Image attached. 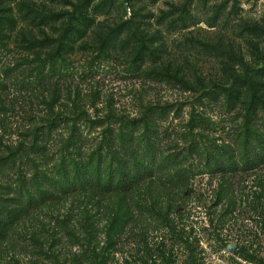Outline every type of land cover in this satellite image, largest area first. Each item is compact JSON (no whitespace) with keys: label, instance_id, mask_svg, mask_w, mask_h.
<instances>
[{"label":"rangeland","instance_id":"rangeland-1","mask_svg":"<svg viewBox=\"0 0 264 264\" xmlns=\"http://www.w3.org/2000/svg\"><path fill=\"white\" fill-rule=\"evenodd\" d=\"M261 138L264 0H0V161L17 162L0 190L23 176L51 200L0 264H264V167L206 165ZM119 152L157 158L156 176L127 197L63 193Z\"/></svg>","mask_w":264,"mask_h":264},{"label":"trees","instance_id":"trees-1","mask_svg":"<svg viewBox=\"0 0 264 264\" xmlns=\"http://www.w3.org/2000/svg\"><path fill=\"white\" fill-rule=\"evenodd\" d=\"M148 77L161 81L156 75ZM163 114L166 115V112H163ZM56 124L57 122H53L46 127L49 133L57 127ZM199 125L205 131L210 129L209 124L206 122H201ZM127 128L131 134L139 131L132 125L127 126ZM48 138V134L41 136L38 140V147L34 149L35 153H43V145ZM152 144L155 146V143ZM155 159L157 158H153L148 162L144 160L137 161L134 157L125 156L119 152L117 159L110 163L108 171L101 177L97 176V172L92 173V176H90L87 172L81 171L79 175L66 178L63 193L76 195L86 190L89 195L105 198L130 196L140 185L156 176L157 163ZM2 160L0 161V168L15 169L17 163L15 159ZM206 165L214 176H238L257 171L264 167V138L255 141L249 140L242 152L213 153L206 158ZM20 167L21 164H19L18 169L21 172ZM18 183V188L12 194L8 191L5 194L0 190V243L7 240L11 232L24 219L47 206L51 201L48 196L44 195L49 194L48 192H42L38 197L33 196L27 189L26 177L21 176ZM67 187L69 188L66 190Z\"/></svg>","mask_w":264,"mask_h":264}]
</instances>
